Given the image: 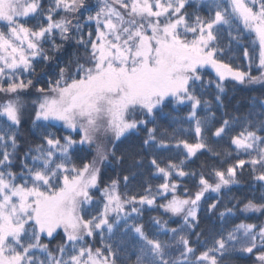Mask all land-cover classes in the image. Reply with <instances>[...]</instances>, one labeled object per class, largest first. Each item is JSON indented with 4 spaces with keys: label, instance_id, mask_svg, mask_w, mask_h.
<instances>
[{
    "label": "snow or ice",
    "instance_id": "1",
    "mask_svg": "<svg viewBox=\"0 0 264 264\" xmlns=\"http://www.w3.org/2000/svg\"><path fill=\"white\" fill-rule=\"evenodd\" d=\"M229 84L264 90V0H0V264H264V93Z\"/></svg>",
    "mask_w": 264,
    "mask_h": 264
},
{
    "label": "trees",
    "instance_id": "2",
    "mask_svg": "<svg viewBox=\"0 0 264 264\" xmlns=\"http://www.w3.org/2000/svg\"><path fill=\"white\" fill-rule=\"evenodd\" d=\"M226 42L227 41H225V43ZM248 43H249V41H245V45L246 46L248 45ZM229 55L233 56L235 58L234 59V63L242 64V65L246 64V61H245V59L243 57V48L236 47L234 45L233 46V50H232L231 53H229ZM42 70H43V65H39L37 67V73H40ZM256 74H258V72L254 68L253 69V75H256ZM205 75H206V78L209 77V76H212L214 78V74L211 73V72L206 73ZM227 87H228V99L230 101L229 111L232 112L233 114H237V115L242 114L245 111H247V109L249 107V104L251 102V98L253 96H261L262 93H264V90H262L259 85L253 87L250 90L246 89L244 86H241V85L233 86V84H229V85H227ZM207 98L211 99V93H209ZM237 107L240 110L239 112H236V108ZM166 111H167V109H166ZM187 111H188L187 108H183L182 107L178 111L174 112L173 115L182 116V115H185ZM213 111H216V109L213 108ZM201 114L203 115L204 113L202 112ZM217 115H219V112H217ZM164 123L167 124V121H164ZM26 129H27V126H26ZM220 147L223 148V149L231 150L230 146H229V144L227 142V138H225L224 141L220 142ZM161 155L164 156V157H167L168 155H170V153L165 152V153H161ZM205 161H207V156H200L199 159H196L195 162L192 163L190 166L192 168L198 169L200 164L202 162H205ZM208 162H211V161H208ZM117 171H119V169H117ZM112 174L114 175V173H112ZM122 174H127V173H122ZM145 178H149L147 170H145V173H144L143 177H137L136 180L132 181V185L133 186L138 185L139 181L141 179H145ZM240 179H241V185L233 186L231 192L225 193L226 199H227V197H230V196H236L238 198H243V196L245 194H247V195H249V197H251L253 189L248 187V184L250 183V177L247 174V170H245L244 175L242 177H240ZM151 182L153 184H156V183H159L160 181L152 180ZM133 190H135V187H133ZM255 194L258 196L259 192L256 191ZM94 195H96L98 197L99 193H94ZM212 195H213V197L215 196V194H212ZM160 214L161 213L155 212V211H153V212L146 211L145 214H144V222L147 223L150 216H156V215H160ZM165 219H166V217H165ZM261 219L264 220V217H261ZM212 226H213L212 223H210L207 220H205L202 223V225H201V227L204 228V229H211ZM198 231H199V229H198ZM57 239H59V238H57ZM98 239L99 238L97 237V246H99V240ZM55 243L56 242L53 241V245ZM128 253H129V250H127L126 256H130L131 260H125V264H131V261L135 260V256L134 255H128ZM228 264H251V261L242 259L239 256H234V257L230 258V260L228 261Z\"/></svg>",
    "mask_w": 264,
    "mask_h": 264
},
{
    "label": "rangeland",
    "instance_id": "3",
    "mask_svg": "<svg viewBox=\"0 0 264 264\" xmlns=\"http://www.w3.org/2000/svg\"><path fill=\"white\" fill-rule=\"evenodd\" d=\"M168 217H166V219H167ZM99 240V239H98ZM127 250H129V253H128V255H131V253H132V248H131V245H129L128 246V249Z\"/></svg>",
    "mask_w": 264,
    "mask_h": 264
}]
</instances>
